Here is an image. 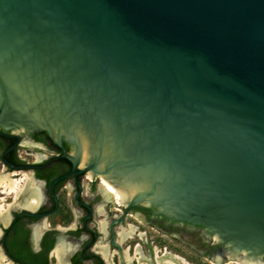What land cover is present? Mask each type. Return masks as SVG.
<instances>
[{"label":"water","instance_id":"95a60500","mask_svg":"<svg viewBox=\"0 0 264 264\" xmlns=\"http://www.w3.org/2000/svg\"><path fill=\"white\" fill-rule=\"evenodd\" d=\"M0 127L264 259V0H0Z\"/></svg>","mask_w":264,"mask_h":264},{"label":"flooded vegetation","instance_id":"af4514ba","mask_svg":"<svg viewBox=\"0 0 264 264\" xmlns=\"http://www.w3.org/2000/svg\"><path fill=\"white\" fill-rule=\"evenodd\" d=\"M13 132L0 127V162L8 172H13L12 176L29 172L41 193L38 203L29 200L11 207L8 227L1 222L0 249L5 255L7 251L10 257H6L13 264H61L59 254H63L62 264H126L123 259L126 247L131 249L140 243L145 252H149V247L139 236L125 244L119 243V225L138 212L147 223L154 217L157 223L172 231H181L187 226L198 233L203 231V226L169 221L155 215L153 207L140 205L129 209L128 205H123L122 214H114V204L105 198L100 188L99 175L79 172L85 169L81 166L73 172L74 165L62 156V150L44 131L28 134L31 135L30 143L36 145L35 148H45L49 155H41L35 160L23 157L21 135ZM66 151L72 154L70 144ZM55 180L58 181L52 188ZM101 207L105 213L100 211ZM25 212L32 215H23ZM104 221L108 223L107 234L101 228ZM150 240L156 244L151 237ZM210 241L216 239L211 235ZM205 252L209 254L208 250Z\"/></svg>","mask_w":264,"mask_h":264},{"label":"bare ground","instance_id":"6f19581e","mask_svg":"<svg viewBox=\"0 0 264 264\" xmlns=\"http://www.w3.org/2000/svg\"><path fill=\"white\" fill-rule=\"evenodd\" d=\"M87 160L88 158H86L82 154L81 164L84 165ZM32 183V179H28L27 187L25 188V190L18 192L20 182L17 179H13L10 176L0 173V189L2 190L1 194L10 195L14 197L13 204L0 203V223L2 222L6 226L9 224V217L11 216H9V211L11 207H13V205H23L29 200L32 203H38L40 201V188L35 185L33 186ZM100 187L103 194L105 195V198L111 201L115 206L125 204L131 197L135 195V192L131 187L126 186V190H121L118 186H115V184L112 183L106 177L101 178ZM100 211L104 212L102 207L100 208ZM138 217L141 218L140 216ZM107 225L108 223L106 221L101 224L102 231L105 234H107ZM118 232L119 243L121 245L129 242L130 240H134L135 236H139V238L142 239L149 247V252H145L144 247L140 243H137L136 246L131 249L130 247H126L123 256V259L125 260L126 264H192L190 261H188V259H186L182 255L174 254L170 252L167 248L161 250L158 246L152 243V241L149 239L150 237H148V234L146 232H143L138 225L129 223L126 227H123L121 230L119 229ZM57 257H59L60 263L62 264L63 254H59ZM234 258H237V261L239 263L243 262V264H264V262L261 261L260 258L248 257V255L245 253H242L241 255L232 252L225 254L224 251H220L215 256H213L212 263L222 264L225 259L231 260ZM0 264H13L10 260L7 259L6 255L2 252L1 249Z\"/></svg>","mask_w":264,"mask_h":264},{"label":"rangeland","instance_id":"374dc122","mask_svg":"<svg viewBox=\"0 0 264 264\" xmlns=\"http://www.w3.org/2000/svg\"><path fill=\"white\" fill-rule=\"evenodd\" d=\"M13 133L21 135V138H22L21 144L23 146L21 147V154L23 157L35 160L41 155H44V156L49 155L48 151H46L45 148H42L39 146H38L39 148H35L36 145H32V143H30L31 135H29L28 132L19 128V129L14 130ZM70 152L72 154L74 153V146L72 144H70ZM81 167H85V166L81 164ZM0 173L10 176L13 179H17L20 182L18 192H21L27 187L28 179L31 178L29 172H24L20 174L21 176H12L13 172H8L6 167H4L1 162H0ZM91 173L92 172H90V175ZM114 184L115 186H118L119 189L121 190L127 189L126 187L127 185L119 181H116ZM32 185L38 186L35 183H32ZM1 191L2 190L0 189V203L13 204L14 197L10 195H2ZM123 205L125 206L126 204H123ZM123 205H120V206L113 205L112 210L114 211V214L121 215L122 212L124 211ZM142 206L152 207V205L150 204H142ZM117 208L120 209V211H117L116 210ZM154 210L158 211L157 208H154ZM139 213L140 212L135 214L133 217H128L125 223L119 225V229L121 230L123 227H126L129 223L138 225L141 227L143 232H146L148 234V237H151V239L156 242L158 247L159 246L167 247V249H169L170 252L174 254L182 255L183 257L188 259V261H190L192 264H213L212 257H211L212 254L214 253V256H215L218 252H220L222 247H225L224 245L216 244V242L209 243L207 240H205L203 236L204 232L198 233L195 229H193L190 226H187V229H184V228L180 229L181 231H172L170 228H165L164 226H161L160 223H157L154 217H152V222L147 223L144 217L143 219L138 217ZM103 219H106V218H103ZM165 223L170 224L169 222H165ZM1 229H2V224L0 223V230ZM212 238L216 239V235H212ZM152 243L154 242L152 241ZM159 248L162 250L161 247ZM205 250H208L209 254H207ZM224 253L227 254L230 252L226 250ZM243 253L247 254L246 252H243ZM248 257L260 258L261 261L264 260L263 258L259 256L250 255ZM237 260H238L237 258H234V259L226 261L225 264H243V262L239 263Z\"/></svg>","mask_w":264,"mask_h":264},{"label":"trees","instance_id":"16d2710c","mask_svg":"<svg viewBox=\"0 0 264 264\" xmlns=\"http://www.w3.org/2000/svg\"><path fill=\"white\" fill-rule=\"evenodd\" d=\"M44 133H46V132L44 131ZM65 147H66V149H68L69 144L68 143H65Z\"/></svg>","mask_w":264,"mask_h":264}]
</instances>
